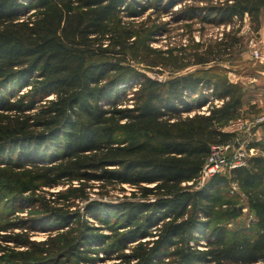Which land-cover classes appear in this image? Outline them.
I'll list each match as a JSON object with an SVG mask.
<instances>
[{
	"label": "trees",
	"instance_id": "trees-1",
	"mask_svg": "<svg viewBox=\"0 0 264 264\" xmlns=\"http://www.w3.org/2000/svg\"><path fill=\"white\" fill-rule=\"evenodd\" d=\"M149 8L231 26L248 15L256 31L264 0H0V264H264V143L195 186L211 146L234 140L223 127L243 89L212 64L239 28L194 52L211 66L159 80L134 65L171 62L149 47L159 30L122 20ZM124 184L131 196L103 199Z\"/></svg>",
	"mask_w": 264,
	"mask_h": 264
},
{
	"label": "rangeland",
	"instance_id": "rangeland-1",
	"mask_svg": "<svg viewBox=\"0 0 264 264\" xmlns=\"http://www.w3.org/2000/svg\"><path fill=\"white\" fill-rule=\"evenodd\" d=\"M177 7H179V5L175 4L171 9H176ZM122 20L126 25L131 24V27L134 28V30H141V25H143V27H152V25H154V27L159 30L158 32H155L150 39L149 47L160 50L162 55L171 58V62L167 63L164 67L156 65L151 68L143 63H133L135 67L140 68L151 77L159 75L162 77L161 80L169 77L173 73H185L196 69H199L200 73V70H203L207 66H211L190 63L193 59L194 52L198 51L201 53L202 51H205V48L208 45H214L215 41H217L222 34L229 31L232 27H238L239 29L237 34L240 36L239 44L235 46L234 50H232L231 55H223L221 61L212 64L217 67L213 71V74L217 75V77H225L230 82L236 83L243 89V103L240 109V114L236 118H233V121L237 118H240L238 121L240 123L241 121L246 122V120H244L246 118H254L256 120V118L264 111V34L262 33L264 30L262 32H255V30L251 28V23L247 15L244 16L242 22L239 23L237 21L233 26H231L228 24L219 25L214 22L203 21L198 17L193 20H176L175 16L171 12L159 13L156 9L149 8L142 14L134 17L124 16ZM140 41L141 38L139 39V42ZM139 45L141 46V44ZM256 51L258 55H256ZM156 54L158 53H149L148 56H146L147 60L149 62L154 61V59H157L158 57ZM173 60L176 62H173ZM207 75H211V73H207ZM130 95L131 93L127 94V96ZM253 100L254 102H251ZM220 103V99L213 100V104ZM196 111L197 109L195 108L187 113H184V115H191ZM202 111H208V104H204L200 107V112ZM230 121L223 127L224 131H232L231 129L233 124L232 122L230 123ZM246 123L253 124L254 121ZM260 125L262 124H255L247 128L243 127L236 130L234 132V138L238 137L240 141V143L238 142V146L242 144L244 148H248V144L254 143V139H256V137L253 136L254 133L252 132ZM262 142L264 143V139ZM237 147L235 146L234 148ZM253 148V152H248L249 156L260 151V148L258 147ZM90 183H93L90 198L102 197L103 194L100 193L101 188L98 186L99 182L94 180ZM65 186H67V184H60L56 187L50 188L49 191H57L58 189L65 188ZM195 186H197V182ZM123 187L125 188L124 191L120 189V185L112 186V188L109 189L107 196H104L103 199L118 200L122 199L124 196H131V187L126 184H124ZM236 191H238L242 197L239 190L237 189ZM81 204L82 202H80V205ZM19 215L25 216L26 212L19 213ZM250 215L248 207L246 206L243 208V214L238 217L236 221H233L239 222L244 220L245 222H249L248 220ZM234 222L228 223V226H233ZM49 235L48 231L35 230L32 232L31 238L39 241L46 239ZM200 242L203 243L205 241L201 240ZM102 262L103 261L100 263ZM109 262L112 261H107V263Z\"/></svg>",
	"mask_w": 264,
	"mask_h": 264
},
{
	"label": "built area",
	"instance_id": "built-area-1",
	"mask_svg": "<svg viewBox=\"0 0 264 264\" xmlns=\"http://www.w3.org/2000/svg\"><path fill=\"white\" fill-rule=\"evenodd\" d=\"M258 55L257 51L255 52ZM240 118L236 120H231L232 122V131L235 132L243 127L247 128L255 124H264V111L256 118L252 119H244L246 122L253 124H247L246 122L239 121ZM229 123V124H230ZM247 124V125H244ZM250 135V134H249ZM240 143L238 137L234 138V140L229 141L223 144H214L211 146L210 155L204 164L199 176L196 179L197 186L200 187L211 175L215 173H225L226 171L233 169L235 167L241 166L245 164L246 158L249 156L248 152H253V147L244 148L241 144L237 148H234L236 143ZM243 143V142H241Z\"/></svg>",
	"mask_w": 264,
	"mask_h": 264
},
{
	"label": "crops",
	"instance_id": "crops-1",
	"mask_svg": "<svg viewBox=\"0 0 264 264\" xmlns=\"http://www.w3.org/2000/svg\"><path fill=\"white\" fill-rule=\"evenodd\" d=\"M248 19H249V17H248ZM249 21H250V19H249ZM262 27H264V9H263V11L261 13L259 29L256 30L255 32H259V31L262 32L264 30V28H262ZM262 33L264 34V32H262ZM251 102H254V100L251 101ZM252 133H254L253 136L256 137V139H254L255 141H262L264 139V124H262L259 127L255 128V130Z\"/></svg>",
	"mask_w": 264,
	"mask_h": 264
},
{
	"label": "water",
	"instance_id": "water-1",
	"mask_svg": "<svg viewBox=\"0 0 264 264\" xmlns=\"http://www.w3.org/2000/svg\"><path fill=\"white\" fill-rule=\"evenodd\" d=\"M153 77L156 78V79H159V80L162 79V77H160L159 75L158 76L156 75V76H153ZM235 146L237 147L238 146V143H236Z\"/></svg>",
	"mask_w": 264,
	"mask_h": 264
}]
</instances>
